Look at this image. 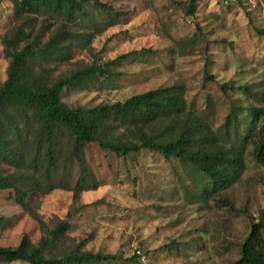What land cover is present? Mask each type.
<instances>
[{
  "label": "rangeland",
  "instance_id": "obj_1",
  "mask_svg": "<svg viewBox=\"0 0 264 264\" xmlns=\"http://www.w3.org/2000/svg\"><path fill=\"white\" fill-rule=\"evenodd\" d=\"M98 1L119 12L117 21L80 28L85 41L60 60L55 74L96 65L110 76L63 91L65 104L92 108L175 86L218 136L231 110L241 138L246 134L247 111L261 106L264 90L258 34L264 33V0H197L192 14L188 0ZM14 14L12 1L0 0V86L9 65L3 40L21 22ZM81 162L74 164L69 191L30 194L27 205L48 229L72 216L66 247L136 258L111 264H235L251 225L264 218V167L250 156L239 182L223 195L232 209L193 200V178L156 152L118 158L90 146ZM4 171L12 170L4 165ZM41 235L13 194L0 192V248L17 247L23 236L36 244Z\"/></svg>",
  "mask_w": 264,
  "mask_h": 264
},
{
  "label": "trees",
  "instance_id": "obj_2",
  "mask_svg": "<svg viewBox=\"0 0 264 264\" xmlns=\"http://www.w3.org/2000/svg\"><path fill=\"white\" fill-rule=\"evenodd\" d=\"M11 1L15 21L21 22H15L19 25L3 40V55L9 65L0 86V192L13 194L15 202L37 221L42 235L36 244L23 236L17 247L0 248V264L136 261L121 253L106 255L66 247L72 216L68 214L48 229L27 205L30 194L69 191L74 164L82 163L90 146L118 158L148 151L176 160L193 178V200L217 202L232 209L223 195L241 179L248 156L264 167V90L261 106L247 111L250 126L242 138L236 111H230L218 136L220 131L188 109L175 86L134 95L123 102L70 107L62 101L63 91L100 78L106 80L110 74L92 65L58 75L60 60L66 62L85 41L79 35L80 28L101 26L98 19H108L106 27H110L119 12L98 0ZM196 4L197 0H188L189 14ZM258 34L264 37L263 32ZM237 89L248 92L246 87ZM4 165L12 171H4ZM235 264H264V218L251 225Z\"/></svg>",
  "mask_w": 264,
  "mask_h": 264
}]
</instances>
